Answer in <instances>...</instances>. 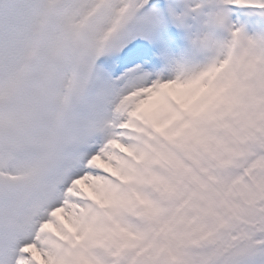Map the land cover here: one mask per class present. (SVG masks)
<instances>
[{"label": "snow or ice", "instance_id": "6c2138e0", "mask_svg": "<svg viewBox=\"0 0 264 264\" xmlns=\"http://www.w3.org/2000/svg\"><path fill=\"white\" fill-rule=\"evenodd\" d=\"M0 264H264V0H0Z\"/></svg>", "mask_w": 264, "mask_h": 264}]
</instances>
